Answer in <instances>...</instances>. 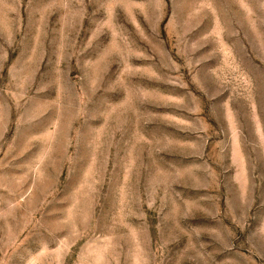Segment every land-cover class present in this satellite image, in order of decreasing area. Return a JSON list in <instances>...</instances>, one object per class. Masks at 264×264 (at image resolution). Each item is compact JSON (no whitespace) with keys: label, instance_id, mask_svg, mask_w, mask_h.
Segmentation results:
<instances>
[{"label":"rangeland","instance_id":"374dc122","mask_svg":"<svg viewBox=\"0 0 264 264\" xmlns=\"http://www.w3.org/2000/svg\"><path fill=\"white\" fill-rule=\"evenodd\" d=\"M0 264H264V0H0Z\"/></svg>","mask_w":264,"mask_h":264}]
</instances>
